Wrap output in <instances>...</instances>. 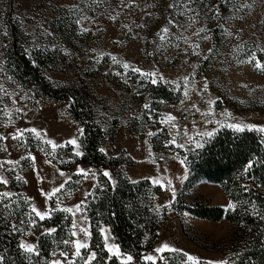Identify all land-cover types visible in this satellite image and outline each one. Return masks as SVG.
I'll return each instance as SVG.
<instances>
[{"label":"rangeland","instance_id":"obj_1","mask_svg":"<svg viewBox=\"0 0 264 264\" xmlns=\"http://www.w3.org/2000/svg\"><path fill=\"white\" fill-rule=\"evenodd\" d=\"M126 2L129 7L120 0L99 7L93 0H0V83L15 93L0 100V135L7 137L0 140V176L7 181L0 192L14 194L0 201V264H13L15 254L27 264L63 260L61 251L71 256L63 241L78 231L72 220L84 217L90 237L78 232L76 239H87L85 258L96 252L92 264H120L115 256L108 259L106 238L132 256L131 264H152L146 256L155 264H193L187 255L202 264H264V132H236L216 123L264 127V69L251 59L255 54L264 64V0H204L206 15L184 33L200 45V55L176 40L183 29L167 24L171 17L187 23L169 9L172 0ZM205 6L218 7L219 15ZM165 26L173 34L170 42L156 35ZM201 26L210 29V39L192 35ZM132 68L156 73L158 82ZM209 101L214 115L206 117L201 113L210 110ZM169 115L176 119L166 122ZM32 128L39 137L25 131L20 141L12 139L18 129ZM206 131L215 134L198 135ZM227 132H252L262 146L225 183L228 192L194 171L206 147ZM72 139L79 147L67 143ZM46 141L64 147L53 149ZM249 162L253 167L245 172ZM78 168L95 176L74 175ZM66 177L71 181L60 193L42 195ZM89 191L83 213L73 217L59 210L74 208ZM111 201L129 219L132 250L122 247L105 221ZM229 203L235 207L227 208ZM32 205L56 210L40 220ZM212 208L222 210L223 218L211 221L191 212ZM51 228L57 231L46 234ZM21 241L36 245L38 254L26 253ZM164 245L178 251H154Z\"/></svg>","mask_w":264,"mask_h":264},{"label":"snow or ice","instance_id":"obj_2","mask_svg":"<svg viewBox=\"0 0 264 264\" xmlns=\"http://www.w3.org/2000/svg\"><path fill=\"white\" fill-rule=\"evenodd\" d=\"M93 2L99 7L101 4H106L107 0H93ZM120 4L123 5L124 7H129L130 5L126 2V0H120ZM202 5H204V0H172V3H170L168 5L169 9L173 10L175 12L176 16H183L186 18L187 23H181L180 21L176 20L175 17H171L168 19L167 24L171 25L174 28H177L178 30L183 29V31H179V35H176V40H183L184 43L188 44L189 47H191L193 49V54L194 55H200L199 52L196 51V49H199L200 45L198 43H190L189 37L185 36V32L189 29L192 28L194 25L199 23V17L204 14L206 15V13L204 12V7H202ZM246 6V5H245ZM207 7L208 11H212L214 12L216 15H219V8H212L211 6H205ZM182 9V10H180ZM119 15V13H117V16ZM113 20L116 19V16H112L111 17ZM84 19H88V17H84ZM80 21H77V23H79ZM142 27V25H141ZM82 31H87V29H82ZM210 31V29H208L207 27L201 26V27H197L195 29V31L192 33V35L197 36L201 39L207 40L210 39V36L207 35V33ZM227 31V30H225ZM51 34V33H49ZM203 34V35H202ZM159 39L161 41H169L171 40V36L173 34L170 33L169 27L165 26L161 32H158L156 34ZM227 35L231 36L232 33L227 32ZM174 47H179V44H175L173 45ZM185 51L187 52V49H185ZM212 52V49H209V53ZM112 59L115 61L116 57H112ZM204 59H208L207 56L204 57ZM252 60L256 61L255 66L257 68H261L264 69V64H262L260 61L256 60L255 54L252 55L251 57ZM124 68H129L130 66L128 64H124L123 65ZM133 72H137L140 73L142 76L145 77H151L150 82L152 84H156L158 81L156 79L157 74L156 73H143L141 72L140 69L138 68H132L131 69ZM9 79H11V77H9ZM160 80H163V77L160 76L159 77ZM185 81L187 83V77L185 78ZM207 89V84H205L204 86V90ZM185 96L187 97L188 93L187 91H185ZM10 95H15V93H9L8 90L5 88L3 83H0V100H2L4 97L6 96H10ZM17 101L13 100L12 103L15 104ZM214 103V101H209V105H210V110L208 112H202L201 114L204 116H211L214 115V113L211 111V104ZM148 106L145 105V108H147ZM193 108H195V105H193ZM196 111H200V109L196 108ZM3 111H5L7 114L10 115V113L7 112V109H3ZM15 111L20 112L22 111V109H15ZM225 115V119L227 120L228 115L227 113H224ZM176 118L169 115L166 119V122H172L174 121ZM209 123H211V121H208ZM216 123L220 124V127H228L236 132H242L245 129L248 130H252L253 128H256L257 131L259 132H264V127H257L254 125H245V124H241V123H221L220 121H216ZM172 127H176L175 124H172ZM31 132L37 135V137H39V133L37 132L36 129L32 128V129H18L17 132L15 134L12 135V139L13 140H17L20 141L21 138L24 135V132ZM215 134L214 131H206L203 133H198V135L201 136H206V137H212ZM149 135H152V133H149ZM185 135H187V132L185 133ZM7 137L0 135V140H6ZM189 139H192L191 137H189ZM48 144L52 145L53 149L57 148V147H64L63 144L61 145H56L53 144L52 141H46ZM68 144L73 145L74 147H79L77 145V142L75 139L69 140L67 141ZM170 144H175V137H173V139L169 142ZM178 147H182L181 145H177ZM197 147H200V143L197 142ZM101 151H103V149H101ZM75 155L79 156L82 155V153H80L79 151H76L74 153ZM33 161L35 160L34 157H30ZM21 159H24V157H22ZM5 163H18V161L13 162V161H6ZM181 163H183V161H181ZM254 162H249L248 165L245 167L244 171L248 172L252 167H253ZM3 165L0 164V167H2ZM91 173V170H85V169H77V172L74 175H80L83 176L85 179L89 178V175ZM61 176H65V174L63 172H60ZM92 176H95V173H91ZM103 176L108 177L109 179H111L110 177V173L107 171L103 172ZM17 180L20 179L19 176L16 177ZM71 181V177H66L65 180L63 181V183H61L58 187L53 188L51 192H43L42 191V195H44L46 197V199H52L53 196H56L57 193H60L64 188L65 185L68 184ZM0 183H3L5 186H7V181L3 178V176H0ZM77 183H79V181H77ZM156 183H158V181H156ZM95 186V185H94ZM257 187H259V185H257ZM247 187L245 188V191H247ZM14 195L11 192H0V201H3L5 199H10L11 196ZM92 193L91 191L87 192L85 194V200L81 201L79 204L75 205L74 208H63V209H59L61 211L64 212H69L73 215V217H76L77 213H83L84 209L86 207L85 205V201L87 200V198L89 196H91ZM57 199L59 200V197H57ZM62 202V201H61ZM5 208H8L9 205L8 204H4ZM235 206L231 203H229L227 205V208L229 209H233ZM253 207H255V205H253ZM56 209H49L47 211H43L40 210L39 208H37L35 205L31 206V212H33L35 214L36 217H39L40 220H44L45 218H50V213L52 211H55ZM87 217H84L83 220H80L79 222L77 221V219H73L72 220V228L73 229H78L77 230H73L71 231V237L73 239H65L63 241V243L65 245H70L73 249V251L71 252V256L69 255L68 252L66 251H61L59 253L60 257H63V260L60 259H53L52 261L49 262V264H78V261H83V264H92V261L96 260V252L95 251H88L86 254V258H85V254L82 252V250H86L89 249V244L87 242V239H76L78 232L79 233H83L84 237H90V233L87 229V227L83 226L84 225V220H86ZM261 219H264V216H261ZM21 223H24V221H21ZM30 223L34 226L36 221L34 219L30 220ZM13 229H16V225H13ZM57 230L55 228H51V229H46L45 232L48 235H51L52 233H55ZM19 247L21 249H23L26 253L32 254L34 252H36L38 254V250L36 248V245L34 244H30V243H25L24 241L20 242ZM105 248L108 251V253L110 254L108 259H111L112 256H115L119 261L120 264H131L132 261V256L128 255V256H124L121 252L118 246L115 245H109L107 243V238H106V242H105ZM156 253H164L165 251H169V252H177L178 250L176 249H172L169 248L167 245H164L162 247H159L157 249L154 250ZM53 255L55 256L56 253L54 252ZM187 255V254H185ZM161 259H163V257H161ZM187 260L188 261H192L193 264H202V262L196 261L194 257L187 255ZM145 261H152V264H155V260L152 256H146L145 257ZM220 264H228V261H222L220 262Z\"/></svg>","mask_w":264,"mask_h":264},{"label":"trees","instance_id":"obj_3","mask_svg":"<svg viewBox=\"0 0 264 264\" xmlns=\"http://www.w3.org/2000/svg\"><path fill=\"white\" fill-rule=\"evenodd\" d=\"M262 146L257 142L255 134L252 132H244L237 136L230 135L229 132L217 136L203 151L200 162L195 168L197 178L206 179L210 182L220 184L222 188L228 192L225 185L238 168H242L247 164L253 154H259ZM119 197H121L119 195ZM106 211L105 221L108 222L119 242L124 249L132 250L133 245L127 241L126 237H130L131 233H127L128 218L123 212L122 206L117 202H109ZM130 212H133L130 210ZM200 218H206L214 221L223 218V211L218 208H212L204 211L191 210ZM136 219V216L130 215V219ZM231 220V217H226ZM137 238H140L136 234ZM135 241L133 244H137ZM15 254V253H14ZM13 264H27L18 259L17 254L14 255ZM116 262V261H114Z\"/></svg>","mask_w":264,"mask_h":264}]
</instances>
